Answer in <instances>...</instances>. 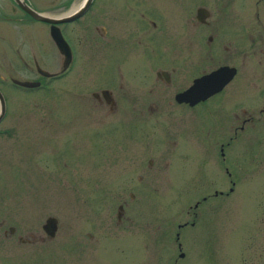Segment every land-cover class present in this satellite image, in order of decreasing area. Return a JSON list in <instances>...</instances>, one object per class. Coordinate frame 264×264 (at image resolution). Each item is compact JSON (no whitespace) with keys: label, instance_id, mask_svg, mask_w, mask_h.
I'll list each match as a JSON object with an SVG mask.
<instances>
[{"label":"rangeland","instance_id":"1","mask_svg":"<svg viewBox=\"0 0 264 264\" xmlns=\"http://www.w3.org/2000/svg\"><path fill=\"white\" fill-rule=\"evenodd\" d=\"M169 5L167 16L174 24L166 18L168 23L163 20L156 34L165 43L175 34L178 46L173 44L176 39L170 40L160 51L161 66L153 67L190 58L199 73L208 64L206 28L198 25L192 35L182 26L184 17L194 18L195 12L199 17V6L208 8L207 0ZM2 23L9 36L0 31V93L5 99L0 119V264H173V258L176 264H264V151L252 145V127L244 131L238 157L223 164L235 182L232 192L227 191L230 183L221 164L198 158L216 143L208 142L205 117L196 115L194 120H175L172 127L177 131L179 121V127L189 130L186 139L196 144L197 154L182 160L165 156L166 164L161 159L148 167L143 179L148 188L130 199L125 178L143 173L135 163L115 160L124 152L115 145L117 137L107 134L109 126L130 120L109 113L90 94L107 81L94 68L99 62L94 44L98 34L91 28L83 38L78 23H71L67 38L79 50L74 51L73 68L62 78L44 79L41 87L14 89L6 76L14 68L13 78L31 80L36 76L25 64L33 66L36 60L39 68L56 72L62 55L49 38L50 30L40 24L13 32ZM245 101L249 113L252 100ZM134 116L136 121L139 117ZM178 145L189 150L181 138ZM214 189L227 195H213ZM122 200L126 205L118 221L116 207ZM48 216L57 220L52 238L41 229ZM182 223L186 225L178 227ZM17 236L29 240L21 242Z\"/></svg>","mask_w":264,"mask_h":264},{"label":"flooded vegetation","instance_id":"2","mask_svg":"<svg viewBox=\"0 0 264 264\" xmlns=\"http://www.w3.org/2000/svg\"><path fill=\"white\" fill-rule=\"evenodd\" d=\"M169 2L175 0H0V20L13 32L16 27L34 22L49 32L52 24L35 19L28 10L54 18L78 13L70 21L55 24L68 44L70 60L63 65L64 56L61 54L59 70L48 72V75L41 73L44 69L39 68L36 60H33V66L25 64L26 70L36 76L31 80L13 78L14 75L11 73L15 72L14 68L11 73L6 74L14 89L27 90L41 87L44 79L50 81L62 78L73 68L75 64L73 55L79 50L77 47L73 49L67 38L71 23H78L77 28L79 33L84 34L83 38L86 37L85 33L92 29L98 34L99 38L94 40V44L99 56L96 60L99 62L94 68L101 80L107 81L98 84L100 87L92 90L90 94L98 105L107 107L109 113L118 112L130 120L126 124L120 123L107 129V134L113 140L117 137L115 145L124 152L115 160L135 163V168L144 174L136 173L131 178H125L127 179L125 192L130 199H133L136 193L145 192L148 188L146 181L143 182L148 167L161 159L166 164L163 158L165 156H167L165 158L172 156L182 160L186 159V155L193 157L194 153L197 154L196 144L190 145L191 142L186 139L189 130L179 127V121L178 130L173 129L172 122L175 120L184 122L189 121L190 117L194 120L196 115L205 117L208 142L215 141L216 148L209 149V154L204 152L205 156L199 154L198 158H206L210 162L221 164L227 182L230 183L227 188L228 193L232 192L235 182L230 178L231 172L223 164L232 157H238L242 151L244 146L242 136L246 127L250 126L254 129L255 139L252 145L256 148L263 146L261 151H264V138H260L261 130L264 129V0H218L214 10V0H207L208 8L199 6L197 10L199 17L196 12L194 18L184 17L182 27L190 29L188 33L194 35L192 31H195L198 25L206 28L205 50L208 64L199 73L195 71L196 64L190 58L178 62L168 60L164 67H153L161 66L159 60L163 59L159 58L160 51L165 45V48L170 46L168 44L170 40L177 38L174 34L173 37H168V42L165 43L163 38L156 34L162 27L163 20L168 23L166 18L174 24L167 16L170 9ZM180 25L178 21L177 29H180ZM0 31L7 34L2 28ZM49 38L52 40L50 35ZM177 42L176 39L174 46H178ZM176 49H174L175 53ZM149 51H152V54H149ZM218 70L220 72L212 81L213 87L217 88L210 91L204 99L190 102L176 98V95L188 88L194 79L204 74H213ZM183 74H185L184 82L181 83ZM14 80L36 84L24 86ZM246 97L252 100L253 105L249 113L243 106L246 105ZM198 109H201L200 114ZM236 110L241 112V116ZM134 115L139 117L136 121ZM146 115L150 118L147 119ZM173 125L176 128L177 122ZM229 128L231 133L227 135ZM219 132L222 134L219 135ZM99 133L102 131L99 130ZM180 138L182 142L189 144L188 151L177 149ZM48 142L50 139L46 141ZM262 142L263 145H260ZM96 145L101 147L100 144ZM235 147L240 148L235 149ZM223 193L227 195V192ZM223 193L214 189L212 194ZM124 205H126L124 200L117 204L118 221L124 214ZM185 225L186 223H182L178 227ZM190 225H193V221ZM12 230V227L8 228L9 232ZM175 235L176 239L178 234ZM2 238L3 236L0 235V248L3 246ZM17 240L23 242L29 238L17 236ZM180 247L178 242L177 255L182 258L184 254L180 251ZM172 262L176 264L177 260L173 258Z\"/></svg>","mask_w":264,"mask_h":264},{"label":"water","instance_id":"3","mask_svg":"<svg viewBox=\"0 0 264 264\" xmlns=\"http://www.w3.org/2000/svg\"><path fill=\"white\" fill-rule=\"evenodd\" d=\"M28 12L35 19L49 22L52 24L50 26V37L53 40L58 51L64 56L63 65L66 64L70 60L69 50L65 41L61 36L60 31L56 26H54V23L72 20L78 15V13L68 17L63 16V17L54 18V17L45 16L41 13H37L32 10H28ZM41 71L43 75H48V72L44 70ZM219 72L220 70L216 71L213 74H204L197 77L196 79L193 80L192 84L188 88H186L181 93H178V95H176V98L185 99L190 102L204 99L210 93V91H214V89L217 88V87L216 88L213 87L212 81L215 78L216 74H218ZM231 75L232 74H230V76ZM14 81L24 86H34V84H36L35 82H28V81L27 82H19L18 80H14ZM3 114H4V101L0 93V119L2 118ZM56 224H57L56 218L54 216H48L45 218L43 224L41 225V229L48 237H52L54 236L57 228Z\"/></svg>","mask_w":264,"mask_h":264}]
</instances>
